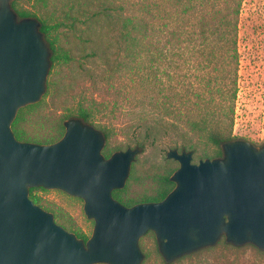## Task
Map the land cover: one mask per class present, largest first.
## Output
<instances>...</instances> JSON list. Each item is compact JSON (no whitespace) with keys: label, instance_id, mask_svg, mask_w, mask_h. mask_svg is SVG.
Instances as JSON below:
<instances>
[{"label":"water","instance_id":"water-1","mask_svg":"<svg viewBox=\"0 0 264 264\" xmlns=\"http://www.w3.org/2000/svg\"><path fill=\"white\" fill-rule=\"evenodd\" d=\"M12 1L0 0V264H141L138 242L149 231L166 263L222 237L264 251V142L224 140L220 156L197 162L192 150L170 148L173 188L126 206L112 191L124 187L140 146L106 157L103 132L79 117L65 119L54 142L18 140L11 124L45 93L51 51L38 19L19 17ZM31 187L81 198L91 235L58 224L29 197Z\"/></svg>","mask_w":264,"mask_h":264},{"label":"trees","instance_id":"trees-1","mask_svg":"<svg viewBox=\"0 0 264 264\" xmlns=\"http://www.w3.org/2000/svg\"><path fill=\"white\" fill-rule=\"evenodd\" d=\"M17 0L11 6L19 17H36L34 13L17 8ZM45 6L46 0H39ZM242 0H130L126 7L115 5L111 0H100L94 10L91 0H61L62 18L50 24L38 18L51 51V72L61 64L77 60L79 68L84 64L102 67L101 73L90 69L89 77L93 87L103 83L114 95V108L123 112L126 123L121 132L128 140L143 147L146 143L156 145L165 139L174 145L196 152L201 145L211 144L216 149L213 156H220V143L234 138L231 130L234 123V103L237 93V71L239 53L237 46L238 15ZM208 6V9H205ZM91 33H85L90 50L74 58L68 47L58 43V28L75 29L78 17ZM200 59V60H199ZM183 64L190 69L176 72ZM146 68L153 73L152 80H138L142 89L138 96L128 91L123 82L119 86L111 81L122 71ZM174 68V69H172ZM204 74L198 71L208 70ZM172 69V70H171ZM50 72V71H49ZM54 74V71H53ZM133 81V77H130ZM71 84H58L54 76L47 81V94L53 99L57 93L67 97ZM49 90V91H48ZM124 96V107L118 99ZM65 97V98H66ZM60 100L63 104L65 100ZM39 103L20 108L11 124L18 140L51 143L63 132V121L79 117L99 128L105 135L103 154L108 157L111 148L109 138L113 129L98 119L103 103L80 93L72 109L57 123L55 138L40 140L22 127L23 111H29ZM128 104V105H127ZM207 155L203 153L201 156ZM175 167L158 175V185L153 193H142L138 197L127 195L128 183L112 191L115 199L126 206L138 202L159 201L173 188L169 177ZM31 187L29 197L39 203ZM47 209L46 207L42 206ZM55 219L57 216L55 215ZM66 229L71 225L59 221ZM73 231V230H72ZM75 234L86 240L88 237Z\"/></svg>","mask_w":264,"mask_h":264},{"label":"rangeland","instance_id":"rangeland-1","mask_svg":"<svg viewBox=\"0 0 264 264\" xmlns=\"http://www.w3.org/2000/svg\"><path fill=\"white\" fill-rule=\"evenodd\" d=\"M44 6L39 0H17V8L34 13L35 18H43L46 22L53 24L62 18L60 3L61 0H46ZM92 8L98 9L100 0H91ZM115 5L126 7L130 0H111ZM208 9V6H205ZM75 29L58 28V43L68 47L74 58H77L90 50L89 42L85 41L87 33H91L82 21L84 17L79 16ZM86 33V35H85ZM237 46L239 53V65L237 71V93L234 103V123L231 135L234 138H241L250 141L256 146L264 142V0H242L238 15ZM200 60V59H199ZM84 70L79 68V63L74 61L70 64H61L56 68L51 66L46 78V91L36 103V107L29 111H23L21 127L30 135H35L40 140L55 138L57 133L55 127L62 120L63 115L72 109L80 93L84 91L88 97H93L103 103L102 113L98 116L101 123L113 129L109 138L110 153L125 149L126 147L139 146L134 142H127L121 132V127L126 123L123 112L120 108H114V95L111 90L101 82L92 86L89 77L90 69L94 73H101L102 67L93 64H84ZM190 67L183 64L176 72L187 71ZM174 69V68H172ZM171 69V70H172ZM198 71L204 74L206 71ZM54 71V74H53ZM121 78L115 76L112 83L119 86L121 82L128 85V91L133 96H138L142 89L138 86V80L144 78L147 81L153 79L151 70L143 67H133L130 72H123ZM51 76L56 78L58 84H71L67 97L63 93H57L56 99L47 94V81ZM133 77V81L130 79ZM122 83V84H123ZM121 84V85H122ZM120 85V86H121ZM49 91V90H48ZM66 97V98H65ZM65 100L63 104L60 100ZM124 96L118 102L124 107L126 101ZM63 101V100H62ZM128 105V104H127ZM25 107V106H24ZM23 108V107H22ZM18 112V111H17ZM233 138V139H234ZM170 148L181 150L180 145H174L169 140L158 142L156 145L145 144L141 147L132 162L130 172L125 185L128 183L127 195L138 197L142 193L151 194L158 185V175L164 173L167 167L178 166V163L166 158V151ZM215 147L211 144L201 145L192 154V161L197 162L199 155L203 158H212ZM193 151V150H192ZM103 153V150H102ZM32 193L39 197L41 207H46L48 211L57 216L55 221H64L71 225V232L76 231L80 235L89 237L93 228V220L88 219L83 213V201L79 197L71 196L57 189H34ZM45 209V208H44ZM75 233V232H74ZM139 247L144 257L141 264H264V251L257 249L253 245L233 246L225 242L224 237L208 248L201 249L194 253L185 255L175 261L166 263L158 252L156 240L152 232H147L139 239ZM104 264V263H96Z\"/></svg>","mask_w":264,"mask_h":264}]
</instances>
